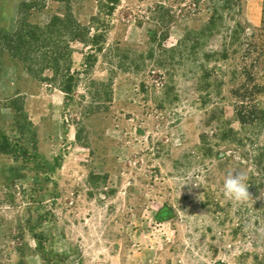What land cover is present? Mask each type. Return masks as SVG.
<instances>
[{
  "label": "rangeland",
  "instance_id": "obj_1",
  "mask_svg": "<svg viewBox=\"0 0 264 264\" xmlns=\"http://www.w3.org/2000/svg\"><path fill=\"white\" fill-rule=\"evenodd\" d=\"M99 2L0 0V264H264V0ZM67 11L101 51L8 52Z\"/></svg>",
  "mask_w": 264,
  "mask_h": 264
},
{
  "label": "trees",
  "instance_id": "obj_2",
  "mask_svg": "<svg viewBox=\"0 0 264 264\" xmlns=\"http://www.w3.org/2000/svg\"><path fill=\"white\" fill-rule=\"evenodd\" d=\"M118 0H100L99 7L102 8V12L104 14H108V12L111 14L113 10L115 9V6L117 4ZM25 27H27V31L25 33L16 32L12 33L10 35V39H7L6 46L9 48L8 52H13L15 55L20 56V60L22 63L28 62L29 67L32 70L31 66L32 64L37 65V63H34L33 60L28 57V52L32 51L33 44L35 46L39 47H49L51 48V52L47 53L46 51L42 53L43 61L49 58V55H53L54 57L47 62L44 65H41L39 69H49L51 68L53 73L59 74L60 71V64L63 62L65 55L68 53L69 50V41L73 40H81L83 42H89L91 45V48L95 51H101L103 48L102 42H101V35L100 34H92L89 36V31L86 28H83L77 20L72 16L71 12H66L63 16H53L50 20V22L44 26H35L31 24H25ZM87 39V41H85ZM159 40L157 37V33H154V41ZM3 46L4 48L6 47ZM153 48H150L147 50L146 55L153 56ZM95 55L89 54L88 58H94ZM40 60H36L35 62H39ZM62 70L64 73L61 74L63 77H67V79L63 80V84L61 85V88L64 92L67 94H71L72 88H73V76L69 74V68L68 66L63 67ZM28 69V68H27ZM67 73V74H66ZM259 86L256 84L251 87V91L248 92L249 96L253 97L255 95L256 91H260ZM240 108H243L242 106H239ZM245 110L237 111L238 120L246 124L248 123V119L250 116H253V112L250 111L248 114H246ZM251 116V118H252ZM252 121V119H251ZM0 151L10 154H20L23 156L24 159L27 158V154L24 153V150L19 146V143H15L12 148H10L7 140H1L0 141Z\"/></svg>",
  "mask_w": 264,
  "mask_h": 264
},
{
  "label": "clouds",
  "instance_id": "obj_3",
  "mask_svg": "<svg viewBox=\"0 0 264 264\" xmlns=\"http://www.w3.org/2000/svg\"><path fill=\"white\" fill-rule=\"evenodd\" d=\"M246 175L237 173L229 175L224 184L225 195L238 202L247 201L250 197L248 187L245 184Z\"/></svg>",
  "mask_w": 264,
  "mask_h": 264
}]
</instances>
